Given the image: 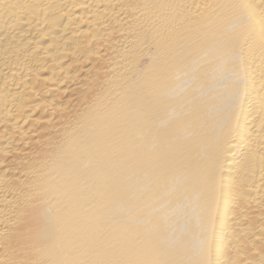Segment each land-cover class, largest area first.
<instances>
[{"label":"bare ground","instance_id":"1","mask_svg":"<svg viewBox=\"0 0 264 264\" xmlns=\"http://www.w3.org/2000/svg\"><path fill=\"white\" fill-rule=\"evenodd\" d=\"M0 264H264V0H0Z\"/></svg>","mask_w":264,"mask_h":264}]
</instances>
